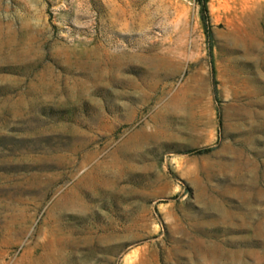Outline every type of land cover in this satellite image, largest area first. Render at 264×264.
<instances>
[{
    "label": "rangeland",
    "instance_id": "rangeland-1",
    "mask_svg": "<svg viewBox=\"0 0 264 264\" xmlns=\"http://www.w3.org/2000/svg\"><path fill=\"white\" fill-rule=\"evenodd\" d=\"M205 7L0 0V264H264V0Z\"/></svg>",
    "mask_w": 264,
    "mask_h": 264
},
{
    "label": "trees",
    "instance_id": "trees-1",
    "mask_svg": "<svg viewBox=\"0 0 264 264\" xmlns=\"http://www.w3.org/2000/svg\"><path fill=\"white\" fill-rule=\"evenodd\" d=\"M197 3L199 4V15H200V20L204 24V33L206 36H209V31L205 26V21H206V7H205V1L206 0H196ZM207 151L206 148L203 149H192V150H187V153H196L200 154Z\"/></svg>",
    "mask_w": 264,
    "mask_h": 264
}]
</instances>
